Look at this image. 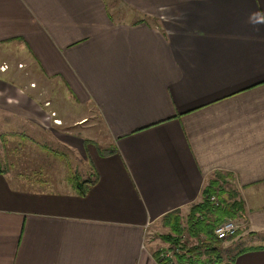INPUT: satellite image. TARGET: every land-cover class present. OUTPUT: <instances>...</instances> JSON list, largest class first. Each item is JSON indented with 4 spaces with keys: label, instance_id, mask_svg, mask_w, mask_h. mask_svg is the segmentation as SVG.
I'll list each match as a JSON object with an SVG mask.
<instances>
[{
    "label": "crops",
    "instance_id": "1",
    "mask_svg": "<svg viewBox=\"0 0 264 264\" xmlns=\"http://www.w3.org/2000/svg\"><path fill=\"white\" fill-rule=\"evenodd\" d=\"M116 3L0 0L1 128L66 148L61 182L0 169V264H157L170 244L151 231L217 177L243 201L241 247L206 264H264V0ZM70 92L83 111L67 119ZM92 109L101 151L75 132Z\"/></svg>",
    "mask_w": 264,
    "mask_h": 264
},
{
    "label": "rangeland",
    "instance_id": "2",
    "mask_svg": "<svg viewBox=\"0 0 264 264\" xmlns=\"http://www.w3.org/2000/svg\"><path fill=\"white\" fill-rule=\"evenodd\" d=\"M116 1L117 0H106L109 13L111 15H115L114 9L118 6V3H116ZM121 9L125 11L126 8L122 7ZM70 95L71 98L63 96L61 100L55 99V105L59 108V110L66 112L64 114L66 115L67 119H71L72 117L79 116L82 114L83 111V108L77 105V103L79 102L78 99L73 95L72 92H70ZM46 116H48V114ZM59 117L61 118L60 114ZM98 119L99 118L95 110L92 109V113H89L87 115L86 122L84 121V123L81 126L79 125L75 127V132H77L83 138H85L86 144L90 146L96 145L97 148L101 151L104 145L106 146L110 142L105 136V133L101 128V124L98 121ZM52 120L53 117H51L50 119L51 123H53ZM4 124L5 122L3 121V118L0 116V169L1 170L3 169L5 173L9 174L10 177L13 178L14 180H17V177H19L21 174L23 175L21 177V180L23 182L26 179H28L32 184L39 179L48 181L49 177L57 181L59 180V182H61L63 178H65V174H64L65 171L64 168H62V164L60 161V159L62 160L60 153L66 151L65 150L66 148L63 145H61L56 140L49 139V137L48 138L46 137V139L44 137L43 140H40L43 146L41 144L36 145L33 142H29V141L27 142V140L25 141L23 139H17V135H14L12 132L4 131V128H1V126H3ZM37 138H41V137L38 136ZM45 140H47V142ZM48 141H55V142L54 144H50ZM55 153L57 155H55ZM55 156H58L60 159L56 158ZM74 157L75 156L71 151L67 153L65 156V158L69 161V165L71 167L70 170L71 178L67 172L68 175L67 178L69 177V179H71V183L75 181L80 182L84 180L83 176H86L88 174V171L86 170L87 168H85L84 171L80 170V167L78 166L79 165L78 163L80 162H78L76 157L75 158ZM81 174L83 176H81ZM221 179L219 182H223L222 187L224 190H226V192H224L223 194L224 199L228 201H232L234 199V196L237 199H239L238 198L239 192L237 191L238 190L237 185L234 183L233 179L229 177L227 178L223 177ZM214 196L217 197L216 195ZM218 203H219V199H218ZM191 207L189 208V210L191 209ZM186 214H188V212ZM186 214H182L181 216L185 217ZM206 217L207 219H209L210 223L212 224L215 223L216 217H214L212 214H208L206 215ZM225 218L233 219V220L235 219L230 217H224L223 219ZM162 224L159 226H155V229L151 231L152 237H154L155 239H159L161 234L165 232ZM233 238H231L225 243H223L224 241L222 242L219 240L216 241L215 239H212V241L208 245L206 243L209 241H205L206 239L205 236L203 235H201L200 238L198 239L196 237H189L187 236V234H184L182 239L184 241V244H186L185 246L196 245L201 250L205 248L203 245H207L209 248L207 253L203 256V258L205 259L206 263H210L211 261L226 262L228 257L232 255L233 252L237 250V248L241 247V242L238 241L232 242ZM157 245H159V242L157 243Z\"/></svg>",
    "mask_w": 264,
    "mask_h": 264
},
{
    "label": "trees",
    "instance_id": "3",
    "mask_svg": "<svg viewBox=\"0 0 264 264\" xmlns=\"http://www.w3.org/2000/svg\"><path fill=\"white\" fill-rule=\"evenodd\" d=\"M220 179L221 177H217V179L213 182L211 181L203 188L201 201L192 205L185 217H182L179 211L168 213L165 217H163L162 226L165 232L161 234L160 239L166 243L179 247V252L173 254L178 264H206L203 256L208 251L209 247L207 245L212 241V239L218 241L213 234V228L219 224L224 217L236 219L244 210L243 201L240 197L237 199L234 196L232 201L224 199L223 194L226 190L222 187L223 182H219ZM85 183L86 181H75L76 187L81 194L85 193V188H83ZM211 195H216L219 199L217 206H213L207 198ZM208 214H212L216 217L215 223H210L209 219L206 217ZM184 234L198 239L201 235H203L205 236V241L209 242L206 243L207 245H203L205 247L203 250L196 245L185 246L186 244H184L182 239ZM157 250L159 249L155 250L154 256L158 255Z\"/></svg>",
    "mask_w": 264,
    "mask_h": 264
},
{
    "label": "built area",
    "instance_id": "4",
    "mask_svg": "<svg viewBox=\"0 0 264 264\" xmlns=\"http://www.w3.org/2000/svg\"><path fill=\"white\" fill-rule=\"evenodd\" d=\"M21 66V65H19ZM8 68V65L3 64L0 66L1 71H5ZM31 86H34V84H31ZM49 103L47 102L46 105ZM51 117H53L52 122L54 124H61V120L57 119L55 117V113L51 112L48 114V116L45 117V120L50 121ZM210 202L213 204V206L218 205V199L214 195L207 197ZM240 228V223L236 219H223L219 224H217L213 228V234L215 238L219 241H226L236 235ZM179 247L175 245H171L168 248H161L158 251V255L155 256V260L157 261V264H178L174 253L179 252Z\"/></svg>",
    "mask_w": 264,
    "mask_h": 264
}]
</instances>
